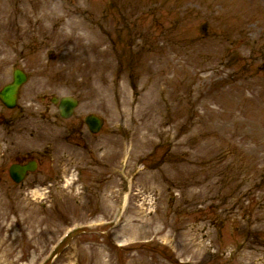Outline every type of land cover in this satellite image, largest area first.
Here are the masks:
<instances>
[{"label": "rangeland", "instance_id": "374dc122", "mask_svg": "<svg viewBox=\"0 0 264 264\" xmlns=\"http://www.w3.org/2000/svg\"><path fill=\"white\" fill-rule=\"evenodd\" d=\"M18 67L0 264H264V0H0V90Z\"/></svg>", "mask_w": 264, "mask_h": 264}, {"label": "water", "instance_id": "95a60500", "mask_svg": "<svg viewBox=\"0 0 264 264\" xmlns=\"http://www.w3.org/2000/svg\"><path fill=\"white\" fill-rule=\"evenodd\" d=\"M26 81L27 74L25 71L20 68L15 69L13 81L0 91V99L7 107L13 108L16 106L21 86ZM77 104V100L72 97L62 98L60 103L62 115L64 117H70ZM86 122L92 132H98L103 126L104 119L96 114H90L87 116ZM35 168V162H31L26 165L13 164L10 167V174L16 182H21L25 178L27 171L34 170Z\"/></svg>", "mask_w": 264, "mask_h": 264}, {"label": "flooded vegetation", "instance_id": "af4514ba", "mask_svg": "<svg viewBox=\"0 0 264 264\" xmlns=\"http://www.w3.org/2000/svg\"><path fill=\"white\" fill-rule=\"evenodd\" d=\"M56 105V104H55ZM58 107V116L62 119H64L62 116H61V113H60V108L58 105H56ZM75 115V114H74ZM73 115V116H74ZM36 161L37 162V167L39 168V165H40V161L37 159V157L35 156H32V155H26V156H23V158H21L20 160L16 161V162H19V163H22V164H25L29 161Z\"/></svg>", "mask_w": 264, "mask_h": 264}]
</instances>
